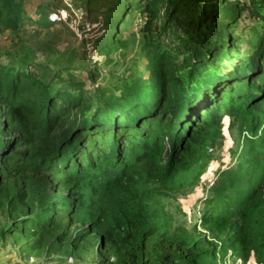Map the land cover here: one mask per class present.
Returning <instances> with one entry per match:
<instances>
[{
  "label": "trees",
  "instance_id": "16d2710c",
  "mask_svg": "<svg viewBox=\"0 0 264 264\" xmlns=\"http://www.w3.org/2000/svg\"><path fill=\"white\" fill-rule=\"evenodd\" d=\"M22 1L0 0V35L19 30ZM110 1L107 16L116 24L135 12L147 17L141 49L146 79L97 86L100 62L91 61L87 73L93 87L86 89L83 82L66 80L84 67L74 60L56 68L0 61V222L7 220L1 238L12 241L24 258L81 248L94 237L89 225L73 228L76 215L86 199L117 181L119 168L131 167V150L148 146L154 166L179 172L201 125H211L205 113L226 105L252 115L255 135L249 139L245 177L233 181L221 212L210 220L227 233L226 244L241 259L254 255L264 261V0H250V7L225 0ZM246 10L257 26L246 27L252 36L244 51L237 32ZM40 23L53 24L47 15ZM105 26L108 36L94 45L107 58L118 32L109 21ZM261 126L258 136L254 129ZM81 183L91 191L83 192ZM157 242L155 235L145 237L139 254L119 253V264L205 259L204 252L185 244L158 248Z\"/></svg>",
  "mask_w": 264,
  "mask_h": 264
},
{
  "label": "rangeland",
  "instance_id": "374dc122",
  "mask_svg": "<svg viewBox=\"0 0 264 264\" xmlns=\"http://www.w3.org/2000/svg\"><path fill=\"white\" fill-rule=\"evenodd\" d=\"M226 1L231 6L250 7V0ZM21 6L19 30H7L0 35V61L4 65L22 68L29 62L55 67L74 60L84 67L75 72V79L67 75L66 80L68 84L75 80L83 82L86 89L93 87L87 73L91 61L100 62L97 86L115 88L148 77L147 61L141 50L145 43V15L135 12L123 24H116L117 19L113 21L107 16L113 8L110 0H93L90 4L83 0H23ZM46 15L53 22L50 28L40 23ZM107 21L118 33L114 51L106 58L95 48L94 40L108 36ZM247 26H257L248 10L239 20L237 32L244 51L252 36ZM70 53L74 55L71 57ZM205 114L211 125H201L193 147L185 150L187 161L179 172L154 166L145 153L151 149L140 146L131 150V167L119 168L115 173V183L84 201L73 228L89 225L92 241L71 253L24 258L12 241H4L0 236V264H119V253L139 254L143 239L152 235L156 236L158 248L180 243L194 252H204L205 259L199 264H264L254 255L248 261L241 259L226 244L227 233L210 220L221 212L222 199L233 181L245 177V158L252 150L249 139L255 135L249 122L252 115L226 105L212 106ZM256 129L259 136L262 126ZM6 225L7 220H1L0 230ZM99 242L102 252L98 251Z\"/></svg>",
  "mask_w": 264,
  "mask_h": 264
}]
</instances>
